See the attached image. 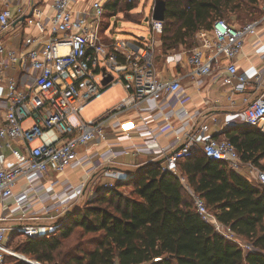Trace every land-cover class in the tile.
Masks as SVG:
<instances>
[{
	"label": "built area",
	"instance_id": "1",
	"mask_svg": "<svg viewBox=\"0 0 264 264\" xmlns=\"http://www.w3.org/2000/svg\"><path fill=\"white\" fill-rule=\"evenodd\" d=\"M73 1L52 0L51 13H47L37 0H28L27 4L23 0H4V6L0 8V71L3 73L9 66L19 65L31 73L27 87L20 85L15 76L6 79L8 90L3 98L5 111L0 124V151L10 148L18 158L10 165L0 161V219L7 221L18 214L20 222L0 225V264H4L7 256L28 259L8 245L10 232L40 238L59 230L61 219L71 208L73 210V203L83 195L86 181L77 185L69 182L58 191L53 186L48 189L42 181L49 171L61 174L72 166L96 170L104 162L113 163L121 153L131 150L134 153L147 150L154 155V160L164 159L162 169L179 176L192 194L203 220L227 239L239 243L244 249H252L191 191L180 173L178 161L202 152L209 159L223 162L231 170L245 174L249 181L261 188H264V170L252 162H244L235 145L226 137L211 134L212 126L221 124L216 115L211 114L206 121L200 122L202 111L192 112L187 108L189 95L183 91L180 78H158L153 41L144 38L135 41L110 38L106 41L100 36L105 5L110 0H92V16L88 10H73ZM11 4L16 7L18 18L24 17L26 24L36 27L39 34L27 36L24 47L18 51L9 50L6 59L3 56V33L14 21ZM262 21L264 12L261 18L243 25L217 18L209 29L197 33V44L188 50L186 58L202 79L215 76L218 70H222V80L229 87L231 96L237 93L242 96L243 107L238 111V119L264 134V68L254 76L257 94L250 98L247 90L251 79L247 73L240 72L237 65L246 40L258 34ZM163 27L164 20L151 18L154 33L162 34ZM3 77L2 74V80ZM117 83L123 85L126 95L99 117L86 120L82 115L85 106ZM231 96L229 98L233 100ZM149 101H155L159 111L142 116L146 132L151 133L143 146L133 143L126 150L116 151L110 145L101 154L103 162L99 165H95L87 153L80 157V148L88 152L92 145L108 139L110 125L114 126L116 141L131 139L137 130L136 125L119 118L129 111H150L144 105ZM165 109L168 111L164 114L162 110ZM174 116L179 120L191 119L195 126L173 139L168 147L161 146L157 134L147 127V120L164 117L169 121ZM28 119L32 124L25 128L24 122ZM234 120L226 119L221 126L230 127L235 124ZM34 139L39 140L36 146L30 144ZM19 140L29 145L25 153L12 147V143ZM113 186L114 183L109 182L105 188ZM95 196L97 194L91 197ZM51 214L60 219L46 230L33 223V220Z\"/></svg>",
	"mask_w": 264,
	"mask_h": 264
},
{
	"label": "trees",
	"instance_id": "2",
	"mask_svg": "<svg viewBox=\"0 0 264 264\" xmlns=\"http://www.w3.org/2000/svg\"><path fill=\"white\" fill-rule=\"evenodd\" d=\"M110 1L115 10L121 0ZM244 1L254 7L260 2ZM241 3L166 0L164 52L180 45L194 47L197 40H190L201 29H209L217 18L229 17ZM134 7L129 3L127 10ZM257 8L250 12L255 20L263 15ZM228 129L226 138L241 159L264 170V134L246 125ZM178 168L210 212L252 249H244L205 222L179 176L164 171L157 162L140 166L130 179L77 206L61 219L56 232L23 237L15 249L41 264H264V188L202 152L181 159ZM4 264L28 263L7 256Z\"/></svg>",
	"mask_w": 264,
	"mask_h": 264
},
{
	"label": "crops",
	"instance_id": "3",
	"mask_svg": "<svg viewBox=\"0 0 264 264\" xmlns=\"http://www.w3.org/2000/svg\"><path fill=\"white\" fill-rule=\"evenodd\" d=\"M91 1L92 0H74L72 3V8L75 11L88 10L90 16H92L93 13L91 11ZM259 1L260 2L258 5L263 13V0ZM23 2L24 4H27L28 0H23ZM37 2L47 13L52 12V0H37ZM113 2L114 1H109L106 3L107 16H105L104 18L105 23L110 21V17H116L118 14H122V11L118 8H116L115 10H112L110 8V5H112ZM3 6L4 0H0V8ZM11 7L14 13V21L11 24L10 28L5 33H3L5 43V52L3 56L6 59L9 50L14 49L18 51L24 47V40L27 36L39 34L36 27L28 26L25 20L22 19V17L18 18L16 14V7L14 6V4H11ZM253 19L254 18H252V20ZM124 20L131 21L127 18ZM248 21H251V19ZM257 33V35L248 37L243 52L237 60L239 71L247 73V75L251 79L247 90V96L250 98H253L257 94L253 81L254 76L258 70L264 68V57H262V52L264 51V21H262L258 26ZM110 38H112V36H110ZM154 38V45L157 54L155 66L158 78L160 80H171L174 78H180L182 80L183 91L189 95V100L186 106L192 112L197 109L199 111H202L203 115L199 120L200 122L206 121L208 119V116L211 114L216 115L220 119V126H212L211 128L210 132L213 136L224 138L226 137V133L229 131L228 128L245 126L238 119V111L243 107V103L241 101L242 96L238 93L231 96L229 87H227V85H225L222 80V70H218L215 76H210L202 79L195 73V68L187 62L186 56L188 50L177 49L165 53L162 44V34H157L156 36H154ZM2 74L4 76V80L1 79ZM30 74L31 73L27 68L20 67L19 65L9 66L4 70L3 73H1L0 71V124L5 111V102H3V98L7 94L8 90L6 82L7 77L15 76L20 85L27 87L28 83L31 82ZM118 84L121 85L125 93L123 95L124 97L126 95V90L121 83ZM103 93L98 98H100ZM230 96L235 101V103L229 98ZM116 104H114V106ZM144 105L150 108V111L144 113H140L139 111H129L126 114L121 115L119 118L123 121L133 122L136 125L137 130L133 134L131 139H124L121 142L116 141L115 130L113 128L114 126L110 125L108 126V139L106 141H101L92 145L88 152H86L84 148H80V157L84 156L87 153L92 157L93 163L95 165H99L100 162H103V160L101 159V154L104 153L110 145L116 151L126 150V148L130 147V145H132L133 143L143 146L144 140L146 138H149L151 136V133L146 132V126L143 124L144 120L142 116H145L146 114L153 115L155 112L159 111V108H157L158 104L155 101H149ZM162 111L165 114L168 109ZM231 118L235 119L234 125H232L231 127L221 126L226 119ZM27 121H29V123L27 125H24L25 128L29 127L32 124V121L30 119L26 120L25 122ZM194 124V121H192L191 119L179 120L175 116L169 121H166L164 117H160L155 120H147V127L149 128V130H154V132L157 134L159 145L164 147H168L169 143L177 136H183L185 132L191 130L195 126ZM30 144L32 146H36L39 144V140L34 139L30 142ZM28 146V143L23 140L15 141L12 143L13 149H16L20 153H25ZM17 158L18 156L10 148H5L0 151V161L4 162L6 165L14 163ZM154 158V155L147 150L141 151L139 153H134V150H131V152L129 153H121L113 163L104 162V164H102L101 166L102 168L98 167V169L96 170H87L86 166H72L67 168L65 172L61 174H57L56 172L51 170L48 172L42 182H44L45 186L48 189L53 186L58 191L63 187V185L69 182L73 185H77L82 181H86L87 183L82 196L86 197V195H89L90 193L91 196H93V194L98 195L99 192L105 188V185L107 183L113 182L114 184H116L119 181L130 179L134 175L133 172H135L140 166L152 164L158 161L154 160ZM99 169L103 170L99 172ZM113 172H115L116 175H113ZM91 196L89 197V199L93 198ZM38 207L39 206L36 205V208ZM13 208L14 207H11V209ZM75 208L76 205L74 206V209ZM1 209L2 208L0 207V218L2 214ZM18 218V214H15V216H13L10 220L3 221L0 219V225H14L17 223L19 224L20 221L18 220ZM41 226L42 229L46 230L49 225L43 224ZM12 233L13 232H10L8 242H11L15 237H24L15 232V237L12 238Z\"/></svg>",
	"mask_w": 264,
	"mask_h": 264
},
{
	"label": "rangeland",
	"instance_id": "4",
	"mask_svg": "<svg viewBox=\"0 0 264 264\" xmlns=\"http://www.w3.org/2000/svg\"><path fill=\"white\" fill-rule=\"evenodd\" d=\"M165 1L166 0H121L118 5V9L122 10V14H118L116 17L115 16L110 17V21L106 23L104 22V17H103V21L100 24V28H99L100 36L104 40H109L110 36H112L113 39H124L130 41H135L137 39L144 38L145 41L148 42L153 41V43L155 44L154 36H156L157 34L153 33L151 29V18H153L157 5L162 4L164 6ZM241 1H242L241 7L239 9H236V11L231 12L229 14L230 18L229 17H223V18H225L227 21L235 25L242 24L250 20V18H252V16L255 15V13L252 15L250 12L254 10H258L257 7H259V5L257 4L255 7L249 6L248 2H245L244 0ZM129 3L135 5V7L130 11L127 10V6ZM262 4L264 5V0ZM123 18L124 19L127 18L128 20H132V21H126ZM146 18H149V20L146 21ZM191 41L195 43L196 37L190 40V42ZM194 47L189 48L186 45H180L178 49L190 51ZM124 94L125 93L121 85H119L118 83L116 85L111 86L103 93V95L100 98L91 101L85 106L84 110L82 111L83 117L86 120H91L93 118L99 117L101 114L111 109L114 106V104L118 103ZM28 123L29 121L25 122L24 125H27ZM101 170L103 169H99V172ZM90 194L86 195V197L80 196V198L75 203H73V205L74 206L76 205V207L83 206L91 196ZM71 211H73L72 208L70 212ZM58 219L60 218H57L51 214V215L39 217L38 219L33 220V223L39 225L45 224L52 226L56 221H58ZM57 230L58 229H55L54 232H56ZM20 239L21 238L15 237L11 242L10 241L8 242L9 246H12L15 249L16 246L21 242ZM241 241L244 242L243 240ZM15 251L20 255H24L23 253L17 251L16 249ZM11 257L19 258L16 256H11ZM25 257L30 260H33L32 258H29L27 256Z\"/></svg>",
	"mask_w": 264,
	"mask_h": 264
},
{
	"label": "water",
	"instance_id": "5",
	"mask_svg": "<svg viewBox=\"0 0 264 264\" xmlns=\"http://www.w3.org/2000/svg\"><path fill=\"white\" fill-rule=\"evenodd\" d=\"M164 8H165V5L163 6L162 4H158L157 5V8H156V11L153 15V18L156 19V20H163L164 19ZM24 19V17L22 18ZM149 18H146V21H148ZM164 159H160L157 161V164L160 165L162 162H163ZM22 260L26 261L28 264H37L36 260H30V259H25V258H21Z\"/></svg>",
	"mask_w": 264,
	"mask_h": 264
}]
</instances>
